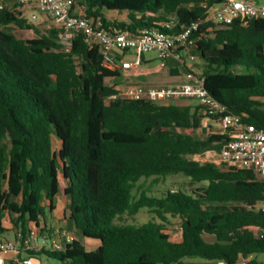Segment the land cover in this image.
Segmentation results:
<instances>
[{
	"label": "trees",
	"instance_id": "obj_1",
	"mask_svg": "<svg viewBox=\"0 0 264 264\" xmlns=\"http://www.w3.org/2000/svg\"><path fill=\"white\" fill-rule=\"evenodd\" d=\"M73 1L108 30L171 33L200 22L192 53L203 64L206 90L246 123L264 128L263 19L207 22L215 0ZM8 2L0 0V234L11 227L25 235L47 231V211L53 214L65 196L64 219L79 236L61 251L32 258L234 264L253 254L250 264H259L264 210L256 206L264 201V180L193 159L222 149L220 136H201L202 108L121 97L106 82L118 71L104 67L98 45L79 34L66 52L60 29L42 33L25 17L24 4ZM27 30L35 37L18 32ZM173 175L188 178L190 189L134 194L142 179ZM144 208L160 221L118 222ZM168 216L180 219L177 240L164 224Z\"/></svg>",
	"mask_w": 264,
	"mask_h": 264
},
{
	"label": "built area",
	"instance_id": "obj_2",
	"mask_svg": "<svg viewBox=\"0 0 264 264\" xmlns=\"http://www.w3.org/2000/svg\"><path fill=\"white\" fill-rule=\"evenodd\" d=\"M24 5L36 8L37 12L49 16L54 25L62 31L63 50L69 52L73 40L82 34L89 44L98 45L104 67L116 70L131 69L133 63L123 60L125 52H135V65L140 64L143 54L156 52L165 63L169 58L179 62L188 59L186 81L170 88H135L125 90L121 97L147 100L157 104L173 99L198 101L204 114L214 122V134L222 138V149L218 153L223 170H249L264 180V128L246 123L243 118L232 113L228 106L212 97L205 87L204 72L197 68L198 57L191 50L197 42L194 34L201 23L185 25L179 32L134 34L129 31L105 29L100 21L93 22L83 13L73 11V0H19ZM206 4H204L205 6ZM255 19L264 20V0H215L209 7L207 22L229 26L240 20L248 23ZM174 22L164 24L171 28ZM122 55H120V54ZM264 210V201L256 206ZM77 236L64 227L49 228L44 232L25 235L16 231L12 239H0V264H6L4 254H13V264H33L31 254L43 251H61L72 244ZM253 254L245 255L234 264H250Z\"/></svg>",
	"mask_w": 264,
	"mask_h": 264
},
{
	"label": "rangeland",
	"instance_id": "obj_3",
	"mask_svg": "<svg viewBox=\"0 0 264 264\" xmlns=\"http://www.w3.org/2000/svg\"><path fill=\"white\" fill-rule=\"evenodd\" d=\"M14 3H19V2H18V0H9V2L7 4L12 6ZM34 11L35 12L33 13L32 10H30L28 7L24 6L25 17L28 19V21L30 23L34 24L35 26H37L42 33L46 32L48 30L47 26L50 27V20L48 18L46 20L39 19L40 16L43 17L44 14L37 12V10H34ZM45 17H47V15ZM18 32L20 34L28 37V38L35 37V33L32 30L18 31ZM155 56H157L155 53L146 54V57H148V58H152V57L154 58ZM129 59L134 60V55H131L129 57ZM157 63L158 62L156 61L155 65ZM106 82H107V84L114 86L115 89L120 94H123L125 92V90L127 89L124 87L119 88L116 84L113 83V81L110 78H108ZM194 101L198 102L196 100H194ZM213 132H214V130L211 133L213 134ZM211 133L207 130H206V132L203 133L201 130V136L202 137H207ZM56 146L58 147V145H56ZM193 159L195 161H199L201 163L214 162V163H217L218 165H220V157L218 155V152H216V151H209V152H206L205 154H202V155H196L193 157ZM181 189H185L187 191L190 189L188 178L184 177L183 175H173V176H169L167 178L158 179V180H156L154 178L142 179L136 185V188L134 190V194L136 195V197H139V195L141 194L142 191H147L150 196L163 197L168 193V191L177 192L178 190H181ZM58 203H59V213L55 212L53 214H50L47 211V216H48L47 223L49 226H52L53 223L60 225L61 227L64 226L63 210H64L65 205H66L65 198L63 196H61L58 199ZM57 214H59V216H61L62 221H59L57 219V217H56ZM152 219H156L157 221H160L158 218H156V215L154 213H152L150 209L144 208L134 217H131L129 215L122 216L121 218L118 219V222L119 223L143 224V223H146ZM6 224L9 225L10 223H6ZM164 224L166 225L168 232L173 236V238H175L176 240L179 239L180 231H181L180 219L168 216V221L165 222ZM64 227H66V225ZM15 231H16V229H12V227H11V231H9L8 233L0 234V239L3 237L12 238ZM32 259H33V264H61V262H59L58 260L51 258L45 254L36 255ZM185 261L188 264L189 263L193 264L194 262L204 261V260L186 259ZM257 261L259 264H264V254H259L257 256ZM10 264H13L12 261Z\"/></svg>",
	"mask_w": 264,
	"mask_h": 264
},
{
	"label": "crops",
	"instance_id": "obj_4",
	"mask_svg": "<svg viewBox=\"0 0 264 264\" xmlns=\"http://www.w3.org/2000/svg\"><path fill=\"white\" fill-rule=\"evenodd\" d=\"M19 2V0H18ZM28 7L32 12L34 13L36 8L30 6V5H24ZM73 11L75 13H83L82 8L78 3H75L73 6ZM44 14L43 17L40 16L39 19L46 20L47 18L50 20V27L47 26V29L51 27H55L53 20ZM193 50V49H192ZM191 50V52H192ZM155 53L157 56L154 58H148L146 57V54H143L140 57V64L135 65V61L137 59V55L135 52H125L123 55V60L133 63V67L131 69H122L121 67L117 68L118 75L115 77H111L110 79L113 81L114 84H116L119 88H170V87H176L186 81V69L190 65V61L186 59V61L179 62L175 58H169L165 63H163L156 52H150ZM120 54V53H119ZM122 55V54H120ZM131 55H134V60H130L129 57ZM156 61L158 62L156 65ZM197 68L204 71L203 64L198 58V62L196 64ZM107 81V80H106ZM117 87V88H118ZM160 104H175L179 106H192V107H199L198 102H195L191 99L181 98V99H173L164 101ZM199 114L202 117V132L209 131L210 133L215 129V124L212 120H210L202 110H200ZM61 197V196H60ZM58 197V199L60 198ZM66 200V205L63 210V214H65L66 206L69 204V199L63 196ZM56 213H59V203L57 202V209L55 211ZM54 212V213H55ZM57 219L59 221L61 220V216L57 214ZM64 217V216H63ZM66 225V227H64ZM64 228L69 229L70 231L74 232L76 236H79V232L74 228L73 224L70 222L68 218L64 219ZM52 228L54 227H61L60 225H57L55 223L52 224ZM13 238V237H12ZM12 238H6L3 237L1 239H12ZM5 261L7 264L11 263V260L13 258V254L6 253L4 254ZM192 264V263H189ZM193 264H221L219 262H209V261H197Z\"/></svg>",
	"mask_w": 264,
	"mask_h": 264
}]
</instances>
